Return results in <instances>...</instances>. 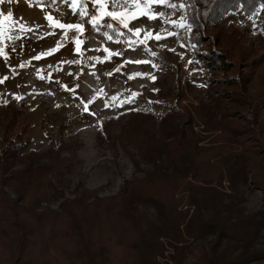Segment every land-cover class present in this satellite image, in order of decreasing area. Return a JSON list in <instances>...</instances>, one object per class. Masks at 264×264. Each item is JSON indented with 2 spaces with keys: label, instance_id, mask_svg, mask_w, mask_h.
I'll use <instances>...</instances> for the list:
<instances>
[{
  "label": "rangeland",
  "instance_id": "rangeland-1",
  "mask_svg": "<svg viewBox=\"0 0 264 264\" xmlns=\"http://www.w3.org/2000/svg\"><path fill=\"white\" fill-rule=\"evenodd\" d=\"M178 2L181 6L173 8L166 6L167 0H136L117 8L118 14H127L126 28L108 16L93 27L91 3L84 5L89 15L81 16L79 6L73 13L70 0H3L0 138L9 122L8 132L21 133L22 159L34 151L53 165L47 175L52 197L40 205L57 209L81 192L113 194L125 179L151 170L146 157L151 146L142 147L144 131L162 133L159 121L174 107L171 123L192 131L198 146L213 152H255L243 182L232 190V182L223 178L217 188L227 195L220 204H230L234 216L232 234L247 236L249 248L256 251L239 264H264V0L251 15L232 11L213 26L193 30L197 41L202 35L203 54L226 58V72L211 59L204 63L193 50L185 8ZM57 22L82 29L61 28ZM147 109L152 117H140L146 127L128 134L127 119ZM233 132L239 143L230 137ZM14 164L16 169L22 162ZM1 167L0 185L5 176ZM3 188L14 195L9 186ZM187 194L176 195L183 197L180 209L188 207ZM162 240L165 250L157 261L175 264L174 249ZM181 264L203 262L188 253Z\"/></svg>",
  "mask_w": 264,
  "mask_h": 264
},
{
  "label": "trees",
  "instance_id": "trees-1",
  "mask_svg": "<svg viewBox=\"0 0 264 264\" xmlns=\"http://www.w3.org/2000/svg\"><path fill=\"white\" fill-rule=\"evenodd\" d=\"M260 1L182 0L184 21L192 31L189 43L200 60L209 63L211 59L219 69L228 71L222 54H203L199 49L202 35L198 34L197 41L193 30L213 26L232 11L251 15ZM175 3L178 5V0ZM170 112L159 121L162 133L154 136L152 131H144L142 147L147 150L151 146L146 152L151 170L125 179L113 194L81 192L64 199L57 209L40 205L52 197L47 191V175L53 165L34 151L22 159L21 133L19 129L8 132V122L6 134L0 138V165L5 175L0 185V264H161L157 256L165 250L162 238L174 249L175 264H181L188 253L203 264H239L249 259L256 251L249 248L247 236L232 234L235 224L230 217L234 216L227 208L230 204H220L227 195L217 186L223 178L235 181L232 190L243 182L244 170L255 152L248 155V150L242 149L232 153L202 148L192 131L171 123L174 107ZM134 115L127 119L128 134L146 127L140 117H152L150 109ZM230 137L238 140L234 132ZM17 161L22 162L21 167L13 169ZM5 186L12 189L13 196ZM184 190L188 191V207L180 209L183 197L176 195Z\"/></svg>",
  "mask_w": 264,
  "mask_h": 264
},
{
  "label": "snow or ice",
  "instance_id": "snow-or-ice-1",
  "mask_svg": "<svg viewBox=\"0 0 264 264\" xmlns=\"http://www.w3.org/2000/svg\"><path fill=\"white\" fill-rule=\"evenodd\" d=\"M3 0H0V3H2ZM37 2L43 4L44 0H37ZM135 3L136 0H70V4L69 7H71L73 13L75 14L77 11V7L79 6V14L81 16H88L89 12L87 11V9L84 7L85 3H91L92 8H93V12L91 14V19H90V23L93 25V27H95V25L97 23H99L100 19L103 18V16H108L110 17L112 20H116L119 23L123 24L124 27H128V21L125 19L126 17V13L125 12H121V13H117L116 9L117 8H128L129 3ZM157 2L159 3H165V0H157ZM108 5H111V10H108ZM97 6H99V8H97ZM166 6L168 7H180L181 5H176V4H172L171 0H167ZM99 13V14H97ZM12 14L9 13L8 16H11ZM162 15V14H160ZM3 14H0V17H2ZM136 17H133V19H135ZM152 18V17H150ZM48 19H52L51 17H48ZM59 23V22H57ZM109 27H111L112 25L109 24ZM59 27L61 28H75V29H82V25L79 24H69V25H65L62 23H59ZM129 31H133L132 29H129ZM135 31H140V30H135ZM3 33V22L2 20H0V35H2ZM111 37H109L110 39ZM159 38V37H157ZM52 51H55V49H53ZM107 51V50H106ZM36 59H39L40 56L35 57ZM141 61H137V63H139ZM139 75V74H137Z\"/></svg>",
  "mask_w": 264,
  "mask_h": 264
}]
</instances>
